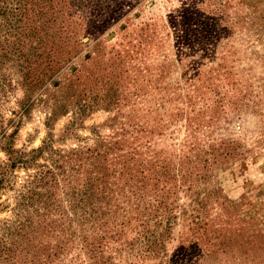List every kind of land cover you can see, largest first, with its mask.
<instances>
[{
  "label": "rangeland",
  "instance_id": "1",
  "mask_svg": "<svg viewBox=\"0 0 264 264\" xmlns=\"http://www.w3.org/2000/svg\"><path fill=\"white\" fill-rule=\"evenodd\" d=\"M36 5L43 21L56 6L66 61L20 115L16 58L39 69L55 29L37 41ZM19 12L0 0V137L16 127L25 150L52 138L67 177L46 228L35 221L26 246L12 238L3 264H264V0H26ZM25 173L0 193V231L25 213Z\"/></svg>",
  "mask_w": 264,
  "mask_h": 264
},
{
  "label": "trees",
  "instance_id": "2",
  "mask_svg": "<svg viewBox=\"0 0 264 264\" xmlns=\"http://www.w3.org/2000/svg\"><path fill=\"white\" fill-rule=\"evenodd\" d=\"M16 2L20 5L21 13L20 20H23L26 11V0H16ZM37 7L34 13V21L35 26L32 27L33 32L37 41H42L43 32L42 27L46 28L50 25L52 29L53 25H55V29L53 32V37L51 38L50 46L45 53L46 60L38 69L36 66L35 71L31 73L29 70L25 69V62H27L26 57L20 54V57H17V71L19 73V85L23 92V97L20 100L21 103V114L27 113V108L29 107L28 99L32 95V93L38 88L39 85L45 82V79H51V77L57 72V70L61 67V65L66 61L65 56L58 52V47H56V41L62 37V33L64 30L61 25L57 22V10L56 6H52L48 10V18L44 21L42 17L39 16L41 7L36 5ZM43 12L41 13V16ZM32 32V33H33ZM53 45L55 48H53ZM18 54V52H17ZM25 63V64H24ZM59 82H55V86H58ZM55 110H53L54 113ZM14 113V112H13ZM16 127H14L10 132H2L0 137V149L4 153V160L0 162V193L1 191L8 188L12 183L13 178V169L15 167L24 168L26 173L25 177L22 180V184L20 190L17 192L16 201L19 200V209L24 211L22 217H19L17 220V226L12 231L6 229V232L0 231V264H3V260L7 255V251L10 250V245L13 241L12 238H21V244L26 246L28 242L34 238L35 235V226L34 222H43L44 227L47 225V217L49 216V203L56 198H52L51 192L54 187L57 186V182L60 180L64 182V177H67L66 170L64 168V164L59 162L55 157H60L59 150H53L51 148L52 138L47 137L42 141V144L37 148H33L30 150H25L22 148H15L13 146V136L16 133ZM73 154V157L80 156L77 150L70 151ZM77 155V156H76ZM63 157V156H61ZM72 157V158H73ZM39 158L42 159V162H39ZM67 160L71 161V157ZM80 163L78 162L77 166ZM76 166V167H77ZM72 170H78L77 168L71 166L68 167ZM67 168V169H68ZM59 177V178H58ZM63 184V183H62ZM87 186V187H86ZM84 190L81 192V196L83 200L90 201L92 197V186L89 180H87L84 184ZM50 199V200H49ZM49 200V201H48ZM35 201L41 202L43 205L41 206L42 212L39 213L35 210ZM33 209V214H30L28 208ZM92 210H94L93 205L87 209V214L90 217H93ZM85 213V212H84ZM39 220H37V219ZM79 219V218H78ZM1 230V229H0ZM16 241V239H14ZM34 240V239H33ZM41 244H34L35 252L43 249L44 247H40ZM23 247L20 248L22 250ZM11 261V259H10ZM97 262L100 261L98 258ZM28 263L33 262V258L27 259Z\"/></svg>",
  "mask_w": 264,
  "mask_h": 264
}]
</instances>
